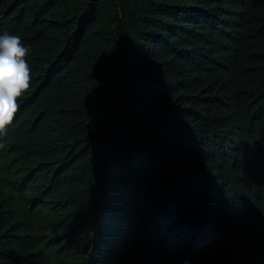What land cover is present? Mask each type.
<instances>
[{
	"label": "trees",
	"instance_id": "trees-1",
	"mask_svg": "<svg viewBox=\"0 0 264 264\" xmlns=\"http://www.w3.org/2000/svg\"><path fill=\"white\" fill-rule=\"evenodd\" d=\"M5 33L0 264H264V0H0Z\"/></svg>",
	"mask_w": 264,
	"mask_h": 264
},
{
	"label": "clouds",
	"instance_id": "clouds-1",
	"mask_svg": "<svg viewBox=\"0 0 264 264\" xmlns=\"http://www.w3.org/2000/svg\"><path fill=\"white\" fill-rule=\"evenodd\" d=\"M26 48L18 36L0 35V133L5 132L18 110V98L28 90L31 73Z\"/></svg>",
	"mask_w": 264,
	"mask_h": 264
}]
</instances>
